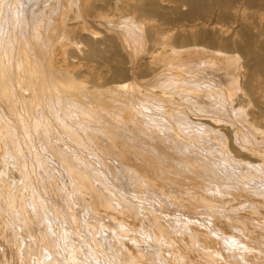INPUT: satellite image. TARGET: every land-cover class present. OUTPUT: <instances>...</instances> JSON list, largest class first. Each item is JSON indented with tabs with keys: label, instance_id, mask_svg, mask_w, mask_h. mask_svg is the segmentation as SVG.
Listing matches in <instances>:
<instances>
[{
	"label": "bare ground",
	"instance_id": "1",
	"mask_svg": "<svg viewBox=\"0 0 264 264\" xmlns=\"http://www.w3.org/2000/svg\"><path fill=\"white\" fill-rule=\"evenodd\" d=\"M2 46L5 104L41 96L74 188L52 175L59 212L28 200L23 233L0 217V264H29L21 238L36 264H264V0H0Z\"/></svg>",
	"mask_w": 264,
	"mask_h": 264
},
{
	"label": "rangeland",
	"instance_id": "2",
	"mask_svg": "<svg viewBox=\"0 0 264 264\" xmlns=\"http://www.w3.org/2000/svg\"><path fill=\"white\" fill-rule=\"evenodd\" d=\"M103 28H104L103 25H100L97 23L93 27V29L95 31L99 32L98 33L99 36L102 35L101 30H103ZM13 32H15V31H13ZM8 47H9L8 51L10 53H15V51H16L15 48H17V44H14V45L11 44ZM4 48H5L4 46L0 47V52L2 51L4 53V51L6 49V48L5 49ZM0 59L2 60V62L5 60L4 62L7 65L8 71L6 74V79H7V81H9V86L11 87V81L16 80L17 76H15V74L17 72L14 71V69H13L14 66H11L10 59L8 61H7V59H4L2 57ZM104 64H106V66L110 67L112 62L107 61ZM33 65L36 67L39 66V65H35V64H33ZM109 73L107 74L108 81L114 79L113 75L111 73L110 74ZM124 80H127V82H136V83L140 82L142 84V85H140V89H142L143 87H146V86L149 89H153L155 87V85H154L155 81H153V80L147 81V82H142L141 78H139V77H136L135 79L134 78H132V79L131 78H125ZM90 82H87V84H90ZM139 93L140 94H139L138 98H141V97H143L141 99L146 98V96H144V95H146L145 92L140 91ZM4 94L5 93H3V94L0 93V160H1L0 161V212H1L0 217H2L3 221L5 220V224L10 221L9 224H6V226L8 227L9 230H11V233L14 234L15 229L11 228L10 224H12V227L16 228L17 232L23 233V230H21L15 223L18 220V216H15V215L17 213H21L23 216L27 214L26 211H28L30 208V206L27 204L28 200L29 201L34 200V202L37 204H39L40 202H42L43 205L49 204V205H47V207L49 209L50 208L52 209V206L54 205L53 207H56L55 212L58 213L59 212V205L57 204L58 203L57 201H58V198L60 196H62L61 192L65 193L67 195L68 194L70 195L72 190H73L72 188H74V187H73V181L70 178H68L64 172L62 173V169H60V166L58 167V164L53 162L54 159L52 158V156L45 151V144L42 140V135H40V133L44 134V132L48 129L52 130V132L54 133V130L56 129V122H52L51 120L48 119L49 114L47 113V111H42V112L40 111L41 106H42L41 96L33 93L34 97L33 96L27 97V99L25 100L24 106H22V104L19 102V100H17L14 108L9 109L7 107V105L5 104V101L3 100ZM23 94H26V92L24 91ZM142 94H143V96H142ZM14 95L19 96L18 92H16V93L14 92ZM43 96H44V94H43ZM145 103L149 104V102H147V101ZM63 110H64V108L60 109V113H62V115L64 113ZM149 110L150 109H146L145 112L152 114L156 118H158L159 114H161V116H163L162 114H165V112L162 113V111H160V110L156 111L155 113H154L153 109H152L153 111L152 110L149 111ZM13 111L15 114L13 113ZM38 111L40 112V116L38 115ZM159 111H160V113H159ZM166 115H167V113H166ZM17 116H18V118H17ZM61 120L68 125H71V126L74 125V123L71 122L70 118H68L67 116H63L61 118ZM261 124H264V123L259 124V126H258L259 130H260V128H261V130L264 129V125H261ZM262 131H264V130H262ZM55 133H54V138L52 136H51V138L58 141V139H56V138H58L59 136H58V134H56L57 137H55ZM262 135H264V134H262ZM62 138H64V137H62ZM43 139L48 140V137L43 136ZM8 141H10V142H8ZM60 141H62V143ZM13 143H14V145H13ZM58 143L60 145L62 144L63 146H69L70 148L74 147L73 143L71 144L70 142H68L66 140L61 139L58 141ZM81 153H83V152H81ZM71 154H73L72 151L71 152L69 151L68 155L73 157V155H71ZM52 163L54 164V166H53L54 168L51 167ZM52 169H54V172H52ZM55 170H56V172H55ZM58 170L61 171L60 173L62 175L61 176L58 175L57 178H56V176H53V177H55V178H53L52 175H54V174L57 175ZM49 175H51V176H49ZM52 178H53V180L56 179V180L60 181L58 183V187H59V190L61 192L58 191V189L56 187L55 188L57 190H55V188H53L55 184H51L52 182L54 183ZM44 179H45V181H44ZM46 183H49L50 187L48 184L46 186ZM44 190H45V192H44ZM50 192H52V193H50ZM45 193H47V194H45ZM19 194L23 196L22 202L25 201L26 205H24L23 203L19 204L18 202H16L15 195L17 196ZM51 196H52V198H51ZM45 197H47L49 199L48 203H47L48 199L46 200ZM56 197H58V198H56ZM54 200H55V202H54ZM50 203H51V205L53 203V205L51 206ZM54 203H56V204H54ZM16 204H17V206H16ZM49 206H51V207H49ZM18 207L20 209H18ZM74 210H75L74 216L79 217L80 219L83 217L82 212L83 213L85 212L84 214H86V210L80 209L82 211V212H80L79 206H77V205H74ZM15 212H16V214H15ZM4 213H5V219H4ZM61 225L62 224H60V225H57V223L55 224V226H60V227L64 226V225H62V226ZM79 233L83 234V232H79ZM77 234H75L74 236L79 237V234L78 235ZM53 237L56 238L55 235ZM25 238H26V236H25ZM22 239L23 238H21L20 247L24 248L26 255L28 254L27 258H28L29 264L30 263L36 264L37 259L34 257V255H36V253L40 254V256L42 258L43 257L45 258V254H46V258L48 257V255L45 251L40 250L41 253H39L37 248H36L37 250L35 249V251L32 249L33 246L37 247V245H35L34 242L31 243L28 238H26L25 242H23ZM57 240H58V238H57ZM57 240H55V243ZM52 241H54V239H52ZM100 241H103V243H105V242L107 243V241H104L103 239ZM56 246L58 248V242H57ZM106 246H107V244H106ZM29 247H31V249ZM85 247H84V249H85ZM84 252H86L90 256V254H89L90 252L88 250L87 251L84 250ZM43 253H44V255H43ZM56 254L57 253H54V255L57 258H59L60 256L58 254L57 255ZM96 255H97L96 257H95V255H92V257H91V260H93L95 257V259H94L95 262H94V260L92 261L94 264H97V261H99V259L101 261V257L98 258L99 254H96ZM33 259H34V261H33ZM29 260H31V261H29ZM70 262L72 263V260H70Z\"/></svg>",
	"mask_w": 264,
	"mask_h": 264
}]
</instances>
